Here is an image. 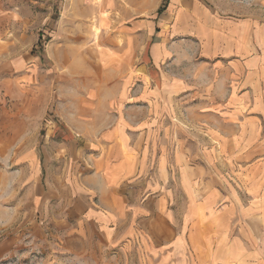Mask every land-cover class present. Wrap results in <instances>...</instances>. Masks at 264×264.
<instances>
[{
	"label": "rangeland",
	"instance_id": "1",
	"mask_svg": "<svg viewBox=\"0 0 264 264\" xmlns=\"http://www.w3.org/2000/svg\"><path fill=\"white\" fill-rule=\"evenodd\" d=\"M17 1L22 27L27 30L30 20L35 31L32 54L41 60L52 49L49 65L41 62L39 67L49 82L48 117L62 125L54 122L52 137L46 138L43 128L38 138L39 145L47 141L48 146L41 161L50 175V202L39 207L20 202L16 197L22 189L12 176L6 178L8 185H0V193L9 194L7 201L0 200V264H237L230 253L235 243L241 252L253 239L264 247V225L254 230L250 217L251 206L259 204L254 199L264 194V144L246 147L249 141H262L252 137L260 125L258 130V125L247 123L260 107L245 106L248 137L237 144L224 136L236 127L211 115L210 90L187 88L174 94L135 72L126 79L110 73L126 66L118 49L126 44L123 29L154 21L165 0L160 9L159 0H148L144 9L140 7L145 0ZM246 7V13L259 11L264 18L263 6ZM134 45L139 43H132L133 56ZM261 110L264 113V107ZM77 125L81 131L84 126V134L77 132ZM106 125L122 128L132 146L142 142L132 153L140 164L138 176L147 181L148 197L163 193L162 213L174 225V234L180 232L178 243H164V232L163 242L150 232L153 226L163 228L151 212L146 216L134 210L131 231L114 239L110 230L102 232L75 210L78 192L88 196L92 207L101 206L87 177L101 165L95 135ZM66 130L68 140L61 136ZM128 190L139 205V184ZM142 218L149 232L140 225Z\"/></svg>",
	"mask_w": 264,
	"mask_h": 264
},
{
	"label": "crops",
	"instance_id": "2",
	"mask_svg": "<svg viewBox=\"0 0 264 264\" xmlns=\"http://www.w3.org/2000/svg\"><path fill=\"white\" fill-rule=\"evenodd\" d=\"M162 1L159 0L157 8L160 9ZM145 2L140 9L148 7L149 1ZM165 2L162 14L154 21L142 20L132 29H123L126 44L118 49L126 66L120 71L112 69L110 73L126 79L135 72L141 78L156 81L159 90L172 89L174 94L187 88L190 91L194 88L210 90L211 115L230 121L236 127L224 136L235 138L237 144L248 137L245 106L260 107L255 111L259 114L251 115L247 123L258 125V130L262 128L252 135L262 141L253 144L249 141L246 147L253 150L260 146L258 144H264V113L261 110L264 107V18L259 11L245 12L246 4L250 3L253 9L255 6L257 10L264 8L261 5L264 0ZM18 3L17 0H0V185H8L6 178L12 176L22 189L16 199L39 207L52 200V189L47 167L41 161L42 151L47 153V141L39 145L38 138L44 128L49 139L54 132V122L58 125L62 122L48 117L49 82L39 67L41 62L49 65L52 49L46 51L41 60L32 54L30 47L36 42L35 31L31 32L30 20L27 30L22 27ZM132 43H139V46L134 45V49L137 48L135 56ZM124 82H120V88H124ZM250 89L253 92L246 93ZM77 127V132L84 134V126L80 125L82 131ZM61 136L66 140L71 137L68 130L61 132ZM95 137L98 141L94 148L100 155L101 165L87 180L94 183L93 192L100 195L101 206L92 207L88 196L78 192L73 199L75 210L81 211L84 220L97 223L102 232L110 230L114 239L122 231L126 234L131 231L136 221L134 210L146 216L151 212L163 223V228L158 230L153 226L150 232L161 236L162 242L167 236L164 243H178L180 232L177 236L174 234V225L166 222L162 213L163 193L157 191L148 197L147 181L143 175L138 176L140 164L132 157L137 142L130 145L119 126L106 125L96 131ZM137 144L142 147V142ZM9 168H13L12 174ZM133 184H139L141 189L139 205L128 195ZM7 198L9 194L0 193V200L7 201ZM254 200L259 204L251 206L250 217L256 225L254 230H260L264 225V194ZM65 202L68 204L69 198ZM140 225L149 232L144 218ZM260 242L253 239L250 245H242L243 252L238 251L241 245L235 243L230 253L237 264H264V247Z\"/></svg>",
	"mask_w": 264,
	"mask_h": 264
},
{
	"label": "trees",
	"instance_id": "3",
	"mask_svg": "<svg viewBox=\"0 0 264 264\" xmlns=\"http://www.w3.org/2000/svg\"><path fill=\"white\" fill-rule=\"evenodd\" d=\"M162 13V9H160L159 11H158V14H161Z\"/></svg>",
	"mask_w": 264,
	"mask_h": 264
}]
</instances>
